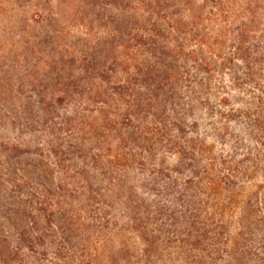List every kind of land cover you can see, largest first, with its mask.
I'll return each mask as SVG.
<instances>
[{"label":"rangeland","instance_id":"374dc122","mask_svg":"<svg viewBox=\"0 0 264 264\" xmlns=\"http://www.w3.org/2000/svg\"><path fill=\"white\" fill-rule=\"evenodd\" d=\"M75 1L0 0V104L8 105L0 109L5 112L0 117V215L20 230L26 218L15 214L16 200L37 191L108 203V215L80 216L77 208L83 203L58 213L57 207L49 211L50 220L32 223L44 240L30 232L20 240L17 229L9 232L0 223V249L17 240L24 249L67 256L59 241L64 238L65 245L84 254L99 237L116 238L119 227L126 237L143 235L137 236L142 239L137 246L157 238L155 227L206 234L212 226L204 223L210 221L202 201L215 206L228 188L241 193L244 205L263 199L264 0H231L219 9L207 8L197 30L182 35L190 39L184 41L193 57L155 46L151 61H164L169 71L140 76L132 68L130 74L120 73L122 83H115L117 73L110 66L114 61L127 66L121 48L125 41L120 34H106L117 24L116 0ZM140 40L151 44L152 39L138 37L128 44ZM201 56L210 63L195 66ZM98 80L105 92H88V83ZM85 87L90 101L80 107L88 108V114L77 116L72 111ZM115 88L124 92L122 98ZM112 96L119 102L112 103ZM97 115L103 117L96 120ZM117 118L124 130L114 123L105 126L107 119ZM119 136L123 140L115 148L110 141ZM230 207L237 210L236 202ZM132 215L141 227L137 233L127 229ZM190 215L197 222L186 219ZM257 227L246 231L258 235ZM58 235L56 249L47 245ZM12 254L4 259L19 257Z\"/></svg>","mask_w":264,"mask_h":264},{"label":"trees","instance_id":"16d2710c","mask_svg":"<svg viewBox=\"0 0 264 264\" xmlns=\"http://www.w3.org/2000/svg\"><path fill=\"white\" fill-rule=\"evenodd\" d=\"M64 1L65 0H59V3L61 4ZM84 1L86 0H76L75 2L81 5ZM230 1L231 0H116L117 7L115 9L116 17H118V20H116L118 22L115 20V23L117 24H115L113 29L106 34L110 36V38L112 35L120 34L126 42L122 44L121 48H123V52L126 51L123 59L126 61L127 66L120 68L121 65L117 61L113 62L115 63L113 67L110 66V68L117 73V81H115V83H122L121 72L130 74L131 71H134V68L136 69L133 73L140 74V76L146 72L150 73L153 70L156 71L160 69L162 71L164 68H167V71H169L167 65L162 63L164 61L156 60L154 63L151 61L153 60L152 55L157 56V54L152 53L155 46L157 49L163 46L165 49L169 48L184 53V56L193 57L195 53L191 54L186 51V42L184 39L188 38L182 35H190L193 31L197 30L196 26L200 20H202L203 17H207V8L216 7L219 9V7L226 6ZM36 4L39 5L40 3ZM211 13H213V10H211ZM49 15L51 16V14ZM164 20L168 22V27L164 26ZM170 20L175 21V23H169ZM152 26H154V28ZM187 26L188 28L190 27V31L184 30L187 29ZM163 30L169 31L170 35L173 36L170 37L165 34ZM202 33V31L196 32L193 37H198ZM147 36L151 37V44L141 40L135 41L136 43H134V45L128 44L132 43V39ZM154 36L163 40H161L162 45L159 44L160 41H157ZM131 49L133 51H130ZM190 50L196 52L195 49ZM109 51L113 53V51ZM209 63L210 61L202 56L195 59V66H202ZM179 67L180 66H178V68ZM128 82L131 83L130 77L127 79L126 83ZM88 84H90L88 92L97 91L98 93H103V89L106 87L103 81L101 82L99 80ZM140 85L142 87V84ZM86 90L87 87H85L83 92H79L80 95L76 97V103L79 104L72 113L77 116H86L88 114V108L85 106H83V108L80 107V105H85L90 101L85 94L87 92ZM113 90L115 93H120L121 98L124 95L122 90H117L116 88ZM134 90L136 91V89ZM134 96L136 97V95ZM112 98L114 100L112 103L116 101L119 102L116 100V97L112 96ZM137 98L141 101L142 96L140 95V92H138ZM105 100L106 99H103L102 102L105 103ZM6 106L8 105L4 106L0 104V109H7ZM128 107L131 106L128 105ZM0 113L1 117L5 112ZM102 117L97 115L96 120H99ZM118 120V118L112 120L107 119L105 126L110 128L114 123L119 127L117 123ZM124 129L125 128H120V130ZM117 140L118 141L116 142H110L113 143L115 148H120L123 138L120 139L119 136L117 137ZM129 153H132V151ZM21 170L24 171V168ZM54 184H56L58 190L63 188L60 183ZM46 186L45 188L47 189ZM37 193H30L31 195H29L28 199L21 198L20 200H16L19 209L15 214L18 216V214L22 212L26 218V220L24 219V223L21 224L22 227L20 230L18 227H15L17 226L16 224L7 223V216L0 215V223L5 227L9 226V232L12 231V228L13 230L17 229V234L21 235L19 237L20 240L27 232H30L36 239L44 240L42 234L43 231L36 230L34 226H32V223L50 220L51 215L48 214L49 211L57 209V207H59L57 210L58 213L62 208L67 209L66 206L74 207L78 203H83L77 208L80 216H93L89 215L91 213L94 214V216L108 215L105 211V206H109V204L106 203L105 205L100 206V201L95 204L93 200H90V197L88 200L85 199L81 202H76L73 200L60 199L58 193L57 195H49L46 192L44 193V191H37ZM238 193L237 190L228 188L227 197L220 199L219 203L215 206H210L209 202L202 201L203 204L201 205V208L202 206L205 208L203 211L205 212L204 215L210 221V223L207 221L204 223L212 226L210 231L206 234H200L191 230L175 231L173 229L163 231L162 227H155V230L160 232V234L157 235V238L150 239L144 244L137 246V243H142V239H137V236L142 238L143 235L126 237L122 230L123 227H119L120 230L118 231L116 238L113 236L99 237L98 240H96L97 243L95 245H89L88 251L84 254H80L76 247L75 250L70 249V247L65 245L64 238L59 240V235L56 236V239H52L50 243H47V245L51 244V246L56 249L58 240L61 241L60 245L63 249H68L69 251L67 256L61 255L56 250L43 252L29 247H25L24 249L22 243L16 240V242H10L5 248L0 249V264H264V229L261 228L264 226V198L255 203L248 201V203L244 205L246 200L244 197L238 199V197L241 196V193ZM59 195L64 196L61 192H59ZM233 202H236L237 210L235 208L234 212L228 211L231 209L230 205ZM86 204L90 207L88 212L86 210ZM211 207H213L214 210L212 211L213 219L209 216V208ZM248 207H255L256 210L253 211L248 209ZM83 212L87 213L83 214ZM144 213L147 216H150V211H148V209ZM187 218L191 219L192 223L197 222L195 216L190 215L186 217V219ZM134 219L136 220L135 216H130V221L128 222L130 227L127 229L133 233H137V231H140L141 227ZM106 224L109 226L108 222H106ZM253 224L258 225L257 228H260L261 230L258 231V235L246 231V227L252 226ZM156 225H159V223H156ZM54 226L55 228L58 227L57 225ZM144 228L147 229V226ZM7 232L8 231H6V234ZM178 232H181L183 237H173ZM62 237L64 236L62 235ZM194 239H197L199 243L194 244L192 242ZM11 252H13V254L17 252L19 257L12 259L13 256H10L7 259H4L5 256ZM49 254H51V256H48ZM21 255H23V258H21ZM29 258H32L29 263L22 261L26 259L29 260Z\"/></svg>","mask_w":264,"mask_h":264}]
</instances>
